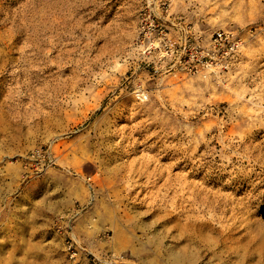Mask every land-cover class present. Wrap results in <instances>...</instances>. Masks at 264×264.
<instances>
[{"label":"rangeland","instance_id":"obj_1","mask_svg":"<svg viewBox=\"0 0 264 264\" xmlns=\"http://www.w3.org/2000/svg\"><path fill=\"white\" fill-rule=\"evenodd\" d=\"M147 9L178 41L233 31L240 53L198 73L145 54ZM261 124L264 0H0V264H71L69 237L122 264H264V186L241 183L261 169L214 171L190 145L243 153ZM113 225L125 248L100 246Z\"/></svg>","mask_w":264,"mask_h":264},{"label":"built area","instance_id":"obj_2","mask_svg":"<svg viewBox=\"0 0 264 264\" xmlns=\"http://www.w3.org/2000/svg\"><path fill=\"white\" fill-rule=\"evenodd\" d=\"M141 37L145 44L144 52L156 55L160 59L173 58L183 63V68L192 73L200 70L218 72L226 69L240 53L242 39L233 31L219 29L209 38L193 35L192 38L180 39L170 37L167 26L159 20L152 10L147 9L141 15ZM72 209L69 217L79 215ZM66 252L71 264H122V257L113 252L96 254L88 246L68 238Z\"/></svg>","mask_w":264,"mask_h":264},{"label":"bare ground","instance_id":"obj_3","mask_svg":"<svg viewBox=\"0 0 264 264\" xmlns=\"http://www.w3.org/2000/svg\"><path fill=\"white\" fill-rule=\"evenodd\" d=\"M209 38V37H208ZM258 130H262L264 128V124H261L260 126L257 127ZM205 137H202V138H198V139H191L190 141V145H194V144H197L198 148L200 151L203 150L201 156L203 159H206L208 157H211L213 161H215L214 163L210 160L209 162H206L205 164H210V168L211 169H214V171H216L217 168H219L220 164H218V161L221 160L222 162H225L226 160L228 161V166H235L236 162L237 163H240L239 164V168L240 167H243L245 168L246 166H253V167H258L261 169V172L257 173V172H254V169L252 170H249L248 172H246L247 174H245L243 176V179L241 180V183H244L245 186L249 187L250 184L253 183L254 179H261V182L257 185V186H254V188L258 189L260 186H262L261 184H263L264 186V146H261L260 144L259 145H255L253 147H246L244 150H243V153H238V151H234L235 154H231L230 156H226L225 153H227V149H229V145H226V141L225 140H222V149L220 151V159H218L217 156H214V152L215 151V148H211L210 146V142L207 141V140H204ZM241 140L245 141L246 138H241ZM221 145H217L216 147H219ZM232 147H230L231 149ZM209 149V150H208ZM254 149V150H253ZM179 152L177 153L178 155H181L182 154V151H181V148L178 150ZM212 151V154H210V152ZM230 153V152H228ZM178 160H180V162H178V166H181L182 164V157H179ZM244 162H248L249 165H245ZM227 166H224L223 165V168L226 169ZM199 171H197L196 173H198ZM254 178V179H252ZM252 179V180H251ZM214 179L211 180V182H213ZM80 186H82V189L85 190V188L83 187L82 184H80ZM194 193L197 194L198 196V199L200 198L202 201H207L209 200L210 202L214 201V203L217 205V203L219 205L221 204H228V205H231V204H236L237 206L238 205H241L242 207L238 208V211H242L241 213L245 216L246 215V211H243L242 209L246 208L247 205H245V203L243 202L244 199H233V198H229V199H220L222 198L223 196H220L218 194H211L208 193V191L205 192V189H198L196 191V189L194 190ZM202 194H206L205 197H202L201 195ZM184 197V196H183ZM190 199H186L184 202L186 201H189ZM190 203L187 204V206H189ZM187 206L185 207L184 206V211H181L182 213L185 212V210H187ZM236 208H233V210H235ZM253 224V222H252ZM252 224L250 226H252ZM258 228H261V229H264L262 227H258ZM112 229L114 231V235L112 236V238L110 239V241L108 242H105V243H102L100 246L101 247H106V246H109L111 247L112 249L114 250H119L121 248H125L126 246V243H127V240H126V237L124 235V231L123 229H121L119 226L117 225H113L112 226ZM113 254H115L116 256H118L116 253L113 252ZM119 257H122V260H123V256H119ZM122 262V261H121Z\"/></svg>","mask_w":264,"mask_h":264}]
</instances>
